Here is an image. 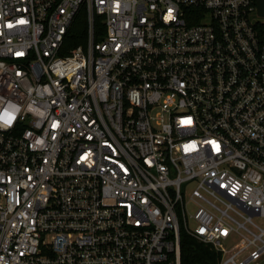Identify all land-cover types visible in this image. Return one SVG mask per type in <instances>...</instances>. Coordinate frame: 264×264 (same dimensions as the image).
I'll return each instance as SVG.
<instances>
[{"label":"built area","instance_id":"1","mask_svg":"<svg viewBox=\"0 0 264 264\" xmlns=\"http://www.w3.org/2000/svg\"><path fill=\"white\" fill-rule=\"evenodd\" d=\"M181 231L264 264L259 0H0V264H181Z\"/></svg>","mask_w":264,"mask_h":264},{"label":"trees","instance_id":"2","mask_svg":"<svg viewBox=\"0 0 264 264\" xmlns=\"http://www.w3.org/2000/svg\"><path fill=\"white\" fill-rule=\"evenodd\" d=\"M86 15L81 12L65 39V50L84 44ZM181 264H220L221 254L212 245L181 231Z\"/></svg>","mask_w":264,"mask_h":264},{"label":"water","instance_id":"3","mask_svg":"<svg viewBox=\"0 0 264 264\" xmlns=\"http://www.w3.org/2000/svg\"><path fill=\"white\" fill-rule=\"evenodd\" d=\"M259 13L264 15V0H259Z\"/></svg>","mask_w":264,"mask_h":264},{"label":"rangeland","instance_id":"4","mask_svg":"<svg viewBox=\"0 0 264 264\" xmlns=\"http://www.w3.org/2000/svg\"><path fill=\"white\" fill-rule=\"evenodd\" d=\"M189 213H192V207L188 208ZM192 224V223H191Z\"/></svg>","mask_w":264,"mask_h":264}]
</instances>
